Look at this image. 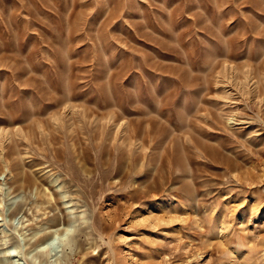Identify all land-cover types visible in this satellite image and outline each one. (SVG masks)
Segmentation results:
<instances>
[{"label":"rangeland","instance_id":"obj_1","mask_svg":"<svg viewBox=\"0 0 264 264\" xmlns=\"http://www.w3.org/2000/svg\"><path fill=\"white\" fill-rule=\"evenodd\" d=\"M0 264H264V0H0Z\"/></svg>","mask_w":264,"mask_h":264},{"label":"bare ground","instance_id":"obj_2","mask_svg":"<svg viewBox=\"0 0 264 264\" xmlns=\"http://www.w3.org/2000/svg\"><path fill=\"white\" fill-rule=\"evenodd\" d=\"M62 229H64V228H62ZM62 229H61V230H62ZM58 230H60V227H58V225H57L55 231H58ZM67 231H68V230H67ZM43 241H44V242H48L47 239H45V240H43ZM44 245H45V244L40 245L41 247H40L39 249L44 248Z\"/></svg>","mask_w":264,"mask_h":264}]
</instances>
